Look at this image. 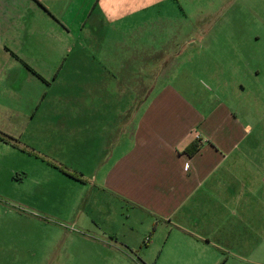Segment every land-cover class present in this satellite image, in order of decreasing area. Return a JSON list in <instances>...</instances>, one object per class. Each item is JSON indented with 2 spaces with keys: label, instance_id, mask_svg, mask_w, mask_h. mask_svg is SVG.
Returning a JSON list of instances; mask_svg holds the SVG:
<instances>
[{
  "label": "crops",
  "instance_id": "1",
  "mask_svg": "<svg viewBox=\"0 0 264 264\" xmlns=\"http://www.w3.org/2000/svg\"><path fill=\"white\" fill-rule=\"evenodd\" d=\"M176 1L0 0V132L16 138L15 130L29 127L18 120L36 99L37 110L51 98L65 100L53 86L74 67L76 82L91 78V98L118 100V106L103 104L92 114L91 127L101 123L106 140L99 186L146 223L142 232L149 243L166 258L188 259L185 264H264V177L239 153L251 126L224 105L204 113L180 101L184 95L173 86L155 89L178 52L136 46L133 54L123 48L122 58H114L99 45L106 58L90 73L85 66L96 63L84 65L80 52L73 61L65 57L77 51L78 40L82 50V35L98 44L95 34L103 26L138 33ZM26 86L32 93L20 112L18 94ZM4 99L13 105L3 109ZM43 123L69 128L61 108L47 109ZM82 128H75L79 136ZM245 164L250 170H239Z\"/></svg>",
  "mask_w": 264,
  "mask_h": 264
},
{
  "label": "rangeland",
  "instance_id": "2",
  "mask_svg": "<svg viewBox=\"0 0 264 264\" xmlns=\"http://www.w3.org/2000/svg\"><path fill=\"white\" fill-rule=\"evenodd\" d=\"M159 12L161 18L135 34L124 35L114 25L98 29V44L82 35V50L78 40L77 51L65 57L73 61L80 52L84 65L96 63L85 66L90 73L106 58L99 45L114 58H122L123 48L131 47L132 53L136 46L178 52L168 75L152 85L175 87L184 95L180 101L204 113L224 105L251 126L239 153L264 177V0H177ZM73 70L68 67L67 77L53 86L65 93V100L51 98L39 110L38 99L32 108L23 106L32 93L23 88L16 104L28 112L18 121L31 125L15 130L16 138L2 133L15 141H10L12 149L0 145V264H185L186 258L160 253L142 232L146 223L137 213L133 217L128 206L101 190L97 170L105 168L106 140L101 123L91 127L96 125L92 114L103 104L118 106V100L91 98V78L87 84L76 82ZM2 102L3 109L13 105ZM52 108L65 111L67 130L44 125V114ZM112 117L105 116L109 125ZM76 126L83 127L82 136Z\"/></svg>",
  "mask_w": 264,
  "mask_h": 264
},
{
  "label": "trees",
  "instance_id": "3",
  "mask_svg": "<svg viewBox=\"0 0 264 264\" xmlns=\"http://www.w3.org/2000/svg\"><path fill=\"white\" fill-rule=\"evenodd\" d=\"M0 141H3V142H5V143H10V141L13 142V141H15V140L12 139L11 137H8V136L2 134V133L0 132ZM60 171L63 172V173H64L65 175H67L68 177H70V178H72V179H74V180H76V181H81L78 177H76V176L73 175V174H70V173L66 172L65 170L60 169Z\"/></svg>",
  "mask_w": 264,
  "mask_h": 264
},
{
  "label": "built area",
  "instance_id": "4",
  "mask_svg": "<svg viewBox=\"0 0 264 264\" xmlns=\"http://www.w3.org/2000/svg\"><path fill=\"white\" fill-rule=\"evenodd\" d=\"M195 139L196 140H199L200 139V136L199 135H195Z\"/></svg>",
  "mask_w": 264,
  "mask_h": 264
}]
</instances>
